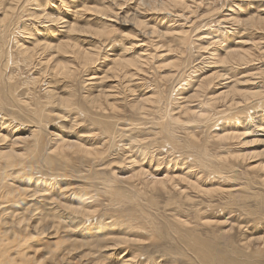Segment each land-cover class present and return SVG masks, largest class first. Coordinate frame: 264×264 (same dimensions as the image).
<instances>
[{
  "label": "rangeland",
  "instance_id": "1",
  "mask_svg": "<svg viewBox=\"0 0 264 264\" xmlns=\"http://www.w3.org/2000/svg\"><path fill=\"white\" fill-rule=\"evenodd\" d=\"M108 1L0 0V19L2 7H15L6 27V47L13 58L1 85L7 92L6 101L0 99V134L6 137L0 138V152L14 147L19 154L9 162L0 156L2 245L18 264H32L25 258L34 264H121L125 254L136 257L137 264H198L194 251L199 245L229 261H243L234 251L244 239L264 235V172L250 170L264 163V22H246L264 19V0H178L191 8L183 5L165 13L150 11L137 0L120 1L124 9H113L120 14V24L86 10L112 9ZM135 14L147 31L170 35L144 36L132 21ZM43 15L75 20L106 34L101 39L69 35L60 24L35 18ZM34 41L48 46L37 62L48 61L49 66L70 62L57 51L64 42L85 48L103 45L104 59L75 78H60L22 63L18 46ZM242 46L250 54L248 60L223 66L224 49ZM140 55L151 60L135 80L107 75L112 59ZM208 74L218 79L210 90L196 93L199 80ZM95 76L103 82L89 81ZM225 82L243 93L236 98L242 106L228 108L225 98L212 100L224 91L219 84ZM53 90L63 101L45 108L43 123L38 125L29 111L19 109V101L36 109ZM100 91L113 94L108 102L114 112L91 109L88 101ZM142 98L150 108L144 118L131 108ZM180 99L196 110L179 118L181 123L170 119L178 118L174 111ZM104 120L112 126L109 135ZM64 141L99 150L103 157L93 159L61 146ZM49 158L54 164H48ZM185 176L196 187L183 182ZM176 177L166 190L151 184ZM112 245H118L117 251H110Z\"/></svg>",
  "mask_w": 264,
  "mask_h": 264
},
{
  "label": "bare ground",
  "instance_id": "2",
  "mask_svg": "<svg viewBox=\"0 0 264 264\" xmlns=\"http://www.w3.org/2000/svg\"><path fill=\"white\" fill-rule=\"evenodd\" d=\"M15 1L14 3L16 4H19L20 0H13ZM111 2V7L112 9H103V8H100V7H96V8H92V7H86V10H89L91 13L89 14H92L94 16H96V18L99 17L102 19V17H105V19H107L108 22H113V23H116L118 24L120 22V18H119V13L113 11L117 10H122V6L125 4H119V2L121 1V3H123L124 1H130V0H109ZM108 1V2H109ZM123 1V2H122ZM132 1V0H131ZM263 2V0H259V3L260 2ZM133 2V1H132ZM135 2V1H134ZM137 2L139 3L138 5H143V6H148V8L150 9V11L153 10L154 11H162L161 13H165V12H168V10H171L172 8H175V7H178V6H183L185 8H191L190 6H187L185 5L184 3L182 2H179L178 0H137ZM136 3V2H135ZM21 5V4H20ZM93 5V4H92ZM2 6V5H1ZM15 6H18V5H15ZM11 7V8H10ZM8 9H4V7L1 8V10L3 9V15L4 17L2 19H0V99L3 103V101H6V95H4L7 91H3V87L1 86L2 84V80H3V76H4V72H7L9 71V69L11 68L10 65H9V61L13 58L9 57L11 55V53L8 51V48L6 47V39L7 38V34H6V27L8 26L7 25V22L9 21H12L11 20V14L12 12L15 10V9H12V7H14L13 5H11ZM120 7V8H119ZM141 7V6H140ZM194 7V6H193ZM15 8V7H14ZM119 8V9H118ZM144 8V7H143ZM17 9V8H16ZM85 9V8H84ZM123 9H124V6H123ZM138 9V8H137ZM145 9V8H144ZM194 9V8H193ZM207 10V9H206ZM264 11V9H262ZM137 12V10H136ZM88 14V13H87ZM124 14V13H123ZM138 14V12H137ZM13 16V15H12ZM98 17V18H99ZM129 15L128 16H124V20L126 21L125 23L128 22V20L130 18ZM135 16L132 18V21H136L137 23V27H138V30H140V33H142L144 36L148 37V38H158V39H165L166 37H168L170 34H167V33H160L158 31H156L155 29L152 30V32H150L149 30L147 31V27H144L142 24V22H139V20H135ZM33 18V17H32ZM35 18L37 19H45V21L47 22H52L51 25H54L56 24L57 26L60 24L62 26L63 29L66 30V33H68L69 35H73V34H76V33H79L80 36L83 35L84 36H92V35H95L97 36L98 38H102L104 34H106L103 30H94V29H91V27H89L88 25L87 26H79V24L73 20L72 22L71 21H62L60 19H56V18H50L49 16L45 17L44 15L41 17V16H36ZM95 18V19H96ZM128 18V19H127ZM199 18V17H198ZM253 18V17H251ZM247 19L246 22L249 23L252 22L253 24H260L264 22V19H261L263 17L258 18V20L256 21V17L255 19ZM104 20V19H103ZM103 20H100V21H103ZM229 20H232L228 17V21ZM234 20V19H233ZM79 21V20H77ZM123 21V20H122ZM235 21V20H234ZM227 22V20H226ZM103 23V22H102ZM105 23V22H104ZM103 23V24H104ZM124 23V24H125ZM141 23V24H140ZM120 24V23H119ZM229 24V22H228ZM82 25V24H81ZM106 25V24H105ZM231 25V24H230ZM136 27V28H137ZM255 27V25H254ZM264 27V26H263ZM262 27V28H263ZM240 28V27H239ZM8 29V28H7ZM231 29V28H230ZM258 29V28H257ZM232 30V29H231ZM259 30V29H258ZM262 30V29H261ZM264 30V29H263ZM137 31V30H136ZM236 31V30H234ZM65 32V31H64ZM190 32V31H189ZM188 32V33H189ZM5 35L4 38L3 35ZM141 34V35H142ZM184 34V33H183ZM187 35V34H186ZM86 36V37H87ZM94 36V37H95ZM91 38V37H90ZM4 39V40H3ZM87 40V39H86ZM34 42H37V43H32L33 45L31 46H25V45H19L18 46V49H19V54H20V58H21V61L23 64H25L26 66H30V67H33L34 69L38 70L39 68H44L45 70H51L53 74H55V76H58L60 78H69L70 77H76V75H78V73H81L82 71H85L87 70L89 67L91 66H94L95 64L99 63L100 59L102 58L103 54L102 53V46H98V47H94V48H85V46H78L77 44H74V43H71V42H64L62 43L60 46H58V50L57 51H60L63 53L64 57L65 58H70V62L69 63H64V62H59L57 63L56 65H53V66H49V62L47 61H43V60H39V58L43 57L44 56V51H47L48 50V46L47 45H42L41 43H39L38 41H34ZM245 42V41H244ZM243 41H240V45H243L244 44ZM246 43V42H245ZM101 44V43H100ZM247 45V43H246ZM89 46V45H88ZM96 46V45H95ZM93 47V46H92ZM41 50H40V49ZM39 50V51H38ZM185 51V50H184ZM187 51V50H186ZM259 51V50H258ZM182 52V51H181ZM224 61L221 62L222 64L225 63H233L235 65V62L238 63V62H242L244 63V61L248 60V56L250 54H248V51L247 50H244V47H235L233 49H224ZM183 53V52H182ZM182 53H181V57H182ZM186 53V52H184ZM185 55V54H184ZM149 56L150 55H140L137 59H134V60H129V59H112L111 60V63L112 65L109 67V69L106 71L107 72V75H113V77H110L111 78H116V80L120 79L121 80V75L122 74H125V78L127 80H130L131 82V79H134L137 75H139L140 73L143 72L144 70V67L146 65H149ZM217 58V57H216ZM104 59V58H102ZM180 59V58H178ZM218 59V58H217ZM181 60V59H180ZM179 60V61H180ZM214 60V59H213ZM183 61V60H182ZM7 62V63H6ZM18 63V62H16ZM38 63V64H36ZM173 63V62H172ZM217 63V62H216ZM219 64V63H218ZM36 65V66H35ZM217 65V64H216ZM238 65V64H237ZM214 66V65H213ZM219 66V65H218ZM224 66V64H223ZM227 66V65H226ZM177 67V66H176ZM98 68V67H97ZM35 70V71H36ZM198 71V70H197ZM223 71V70H222ZM45 72V71H44ZM134 72V73H133ZM217 73V72H216ZM226 74V73H225ZM175 76V74H173ZM224 75V74H223ZM9 76V75H8ZM14 76V75H13ZM102 76V75H101ZM226 76V75H225ZM224 76V77H225ZM43 77V76H42ZM102 77H105V76H102ZM170 77V76H169ZM168 77V78H169ZM173 76H171L172 78ZM90 78V77H89ZM106 78V77H105ZM216 75L215 74H208V76H205L203 77L202 79L199 80L198 82V89L196 90L197 92L196 93H199L200 92H203V90H210L212 88V85L214 83L213 80H217L216 79ZM9 80H11V84L14 83V78H12L11 76H9L8 78ZM101 80V82H103V78H97L96 76L95 77H91L89 79V81H93V80ZM221 79V78H220ZM231 79V78H229ZM97 80V81H98ZM105 80V79H104ZM126 80V81H127ZM135 80V79H134ZM163 80V79H162ZM166 80V79H165ZM169 80V79H168ZM224 80L227 81V79L225 78ZM223 80V82H224ZM31 81V80H30ZM35 81V79L33 80ZM68 81V80H67ZM167 81V80H166ZM165 81V82H166ZM229 81V80H228ZM227 81V82H228ZM38 82V81H37ZM100 82V83H101ZM225 82V84H219V85H222L224 88V91H222L221 93L215 95V97H213V101L215 100H221L222 98H225L226 100H224V103H225V107H228V108H233V107H236V106H242V104H240V100L239 102L236 101L237 99L236 98H240L241 96H243V93L238 91V90H235V88H231V86L229 87L228 83ZM29 83V82H28ZM232 83V82H230ZM229 83V84H230ZM91 84H93L91 82ZM48 85V84H47ZM103 85V84H102ZM120 85V83H119ZM168 85V84H167ZM60 86V85H58ZM8 88V87H7ZM48 88H53L51 85L48 87ZM57 88V87H56ZM196 88V87H195ZM53 93V95L51 97H48L46 101H44V103H40L39 105H37L36 109L34 108L33 110H31L29 102L27 101H19L20 103V107L19 108L21 111L23 112H26V111H29L30 113H28V116L29 114H32L30 116H34L33 118H36L35 120L37 121L38 125L39 123H43L42 119H44V117H47L46 114V110L45 108H49V107H52V106H55V104H57V106H59V104L61 103L62 104V101L63 99L61 97H58L56 96V93L53 91H51ZM113 94H106L102 91H100L98 93V95L96 96H92L91 99L88 101V103L90 104L91 109H95L97 111L100 110V112L103 110L104 112H108L107 110L108 109H111L113 110L112 112H114L115 110V107H114V104H109L108 100L109 98L112 96ZM194 95V94H192ZM198 96V94H197ZM187 97V96H186ZM195 97V96H194ZM230 97V98H229ZM229 98V99H228ZM189 99V97H188ZM187 99V100H188ZM134 100V99H133ZM181 100V103L178 104L177 106V111L174 113L176 115H178V118H170L171 121L173 120H178L179 118L183 117L184 115H188L190 116V114H196V110L195 112H193V110L191 111L188 107V106H191L190 104H188L187 102H185V100L183 101V99H180ZM147 99H140V100H137V101H134V103L131 105V108H132V111L136 112L139 114V116L143 113H145L146 110H149L150 108H148V103H147ZM150 101V100H149ZM243 101V100H241ZM152 102V101H151ZM247 102V101H246ZM146 103L148 104L147 107H146ZM242 103V102H241ZM244 103V101H243ZM1 104V102H0ZM215 104L214 102L211 103V105ZM160 106V105H159ZM193 106V105H192ZM248 106V105H246ZM224 107V106H222ZM130 108V107H129ZM148 108V109H146ZM26 111H24V110ZM106 110V111H105ZM131 112V111H130ZM133 112V113H134ZM147 112V111H146ZM134 113V114H136ZM101 114V113H100ZM103 114V113H102ZM174 114V115H175ZM57 116V115H55ZM135 116V115H134ZM142 117L144 116L141 115ZM140 116V117H141ZM168 116V115H167ZM203 116V115H202ZM136 117V116H135ZM102 118V117H101ZM144 118V117H143ZM168 118V117H167ZM32 119V118H31ZM199 119V118H198ZM34 120V121H35ZM110 120V119H109ZM182 120V119H181ZM260 120V119H259ZM105 121V120H104ZM113 121V120H112ZM180 123L182 121H180V119L178 120ZM167 122V121H166ZM257 122V121H256ZM261 122H262V118H261ZM10 123V122H9ZM98 123L101 125L102 122L101 120L98 121ZM169 123V122H168ZM263 123V122H262ZM261 123V124H262ZM184 124V123H182ZM181 124V125H182ZM260 124V123H259ZM11 125V124H10ZM105 127H104V130L108 133V135L110 134L111 132V125H107V122L105 121ZM103 126V125H102ZM257 128V127H256ZM259 128V127H258ZM262 128V127H261ZM263 129V128H262ZM262 129H260L262 131ZM256 130V129H255ZM38 131V130H37ZM36 129L35 131L32 132L34 138H36V141L35 143H38V138H37V132ZM37 132V133H36ZM232 133V131H231ZM230 133V135H231ZM41 135V134H40ZM229 135V134H227ZM235 135V134H234ZM39 137V136H38ZM0 138H4L6 139V137L3 135V134H0ZM110 138V137H109ZM113 138V136H112ZM21 139V138H19ZM113 140V139H112ZM41 141V140H39ZM109 141H111L109 139ZM112 143V142H111ZM66 145H69L70 147L72 148H77L78 151L81 153H85L87 154L88 156L92 157L93 159L94 158H101L103 157V153L99 150H94V149H90V148H86L85 146H82L78 143H72V142H69V141H64L62 143L61 146H65ZM38 145V144H37ZM36 146V145H35ZM59 146V147H61ZM5 148H9L8 147H5ZM36 149V147H35ZM39 149V148H38ZM36 149V151L38 150ZM34 150V149H33ZM57 149H55V151L53 150L51 152V154H54V152H56ZM60 150V149H59ZM35 151V150H34ZM2 155V156H1ZM129 155V154H128ZM0 156L3 157V156H7V159H8V162L9 161H12L13 159H15L16 157L19 156L18 152H16L15 148L14 147H10L9 150L7 151H1L0 152ZM102 159V158H101ZM100 159V160H101ZM97 162V161H96ZM48 164H54L53 162V159L49 158L48 159ZM250 170H253V171H262L264 172V163L263 164H259L257 166H253V167H250ZM144 171H140L141 175H144L143 174ZM145 173V172H144ZM180 177H178L179 179ZM182 178V177H181ZM174 179H177L176 178H169L168 180H165L164 178H161V179H155L154 181L151 182V184L153 186H156V185H159L161 186L162 188H164V190L168 189L169 185L171 182L174 181ZM181 180L186 181L188 183H190V187L192 188V186L196 187V185H194L192 183V181L189 180L188 177H183ZM180 180V181H181ZM169 182V183H168ZM178 183V182H177ZM169 184V185H168ZM174 184H175V181H174ZM172 185V183H171ZM189 187V188H190ZM173 188V187H172ZM180 189V188H179ZM188 190V189H187ZM190 190V189H189ZM224 190V189H223ZM226 190V189H225ZM227 190H230V189H227ZM233 190H237V189H233ZM231 190V192L233 191ZM222 191V190H221ZM227 192V191H226ZM182 193V192H180ZM206 193V192H205ZM229 194V192H227ZM184 194V193H183ZM180 195V194H179ZM187 196V195H186ZM186 198V197H185ZM188 199V198H187ZM75 209H82V208H77L75 207ZM263 210V209H262ZM263 219V218H262ZM229 222V221H228ZM231 223V222H230ZM264 223V222H263ZM222 224V223H221ZM27 230V229H25ZM226 232V231H225ZM124 238V237H122ZM1 240V239H0ZM2 241V240H1ZM0 241V264H18L16 262H14L13 259L10 258L9 254L10 252L8 253V250L7 248H5L3 245H2V242ZM235 242V241H234ZM262 243H264V235L261 236V237H256V238H251V239H244V241L241 243L240 245V250H235L234 251V255L235 256H238V257H242L243 258V261H239L238 259H233L231 261H229L226 256L224 255H221L219 252H214L211 248H208V247H205L206 245H199V247L195 248L196 251H194L196 253V255L198 256L199 258V262H197L198 264H264V249L263 246H262ZM114 246V245H112ZM111 246V247H112ZM117 248H118V245H115L114 247L110 248V251L113 250V251H117ZM234 248V247H233ZM227 249V248H226ZM231 249V248H230ZM8 253V254H7ZM25 253V252H24ZM213 253V254H211ZM115 254V253H114ZM232 256V255H231ZM123 257V262L121 264H137V259L136 257L133 258H128V255L125 254L124 256H121ZM234 257V256H233ZM19 259V257H18ZM23 261H25L26 263L27 262H31L32 264H34V260L32 258H25ZM21 263V262H20ZM28 264V263H27ZM40 264V263H38Z\"/></svg>",
  "mask_w": 264,
  "mask_h": 264
}]
</instances>
